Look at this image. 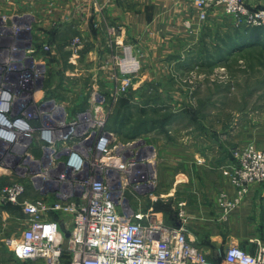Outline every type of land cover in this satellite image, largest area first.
<instances>
[{
	"label": "rangeland",
	"instance_id": "374dc122",
	"mask_svg": "<svg viewBox=\"0 0 264 264\" xmlns=\"http://www.w3.org/2000/svg\"><path fill=\"white\" fill-rule=\"evenodd\" d=\"M10 1L5 6L9 1L0 0V83L8 73L13 82L27 74L17 89L18 106L34 88L40 91L36 98L53 97L69 111L89 106L97 93L105 104L106 124L111 113L121 112L124 127L122 135L116 134L113 154L124 158V169L136 162L139 175L127 177L123 190L116 183L123 171L108 175L114 191L132 205L147 206L150 192L159 196L169 190L175 177L195 169L202 156L244 145L243 134L264 123V32L236 31L220 12L198 22L192 20L193 9L183 20L181 0H174L177 11L165 22L153 16L154 3L144 0ZM30 72L38 79L31 80ZM13 161L28 169L27 182L29 173L43 165ZM9 176L1 189L22 180L15 169ZM135 181L148 185L142 195L131 189ZM53 187L51 181L44 185ZM35 194L34 188L26 192ZM174 200L164 202L177 212L179 199ZM124 209L136 207L125 204ZM16 215L13 209L6 234L0 220L2 250H12L19 235Z\"/></svg>",
	"mask_w": 264,
	"mask_h": 264
},
{
	"label": "built area",
	"instance_id": "2783aa9c",
	"mask_svg": "<svg viewBox=\"0 0 264 264\" xmlns=\"http://www.w3.org/2000/svg\"><path fill=\"white\" fill-rule=\"evenodd\" d=\"M191 1L198 22L220 12L237 28H264V0ZM185 25L194 28L189 21ZM12 74L0 83V169L8 174L15 169L22 178L1 189V201L20 206L27 217L12 245L17 259L43 264H60L64 259L69 264H217L189 240L183 201L174 205L176 222L169 223L162 211L153 208L158 199L167 201L164 196L150 192V204L132 205L114 191L109 171H123L116 181L122 190L130 181L127 177L139 173L136 162L124 169V158L113 154L118 140L106 128L107 113L99 94L91 95L89 106L69 111L53 97L36 98L40 91L33 88L31 97L25 95V104L18 106L17 89L27 74L14 82ZM28 76L38 79L32 72ZM32 144L41 155L32 152ZM230 152L234 162L223 168V174L235 195L221 194L225 211L241 202L250 185L264 182V149L246 143ZM12 158L43 165L29 173L27 182L28 169ZM50 181L56 187L45 189ZM132 183L135 195L148 189L143 182ZM30 187L37 194L27 196ZM125 204L136 209L128 212ZM219 257L226 264H264V247L250 254L230 245Z\"/></svg>",
	"mask_w": 264,
	"mask_h": 264
},
{
	"label": "crops",
	"instance_id": "0c3cea01",
	"mask_svg": "<svg viewBox=\"0 0 264 264\" xmlns=\"http://www.w3.org/2000/svg\"><path fill=\"white\" fill-rule=\"evenodd\" d=\"M4 1H9L5 3V6L12 4L10 0ZM144 1L154 3V6L157 7L155 10L157 15L153 16L161 22L162 20L165 22L166 17L170 18L173 10L177 11L174 6V3L177 5V1L174 0ZM180 3L183 4V20L190 16L194 9L193 18H191L196 21L193 3L190 0H181ZM160 12L163 14L159 15ZM216 14L220 15L219 12ZM154 22L152 25L155 24ZM79 108L80 105L75 106L74 110ZM242 141L244 144L253 142L258 148L264 149V123L249 128L243 134ZM35 154L41 155V152L36 149ZM199 160L195 169L189 168L184 172L181 171L178 177H175L174 185L169 190L164 189L165 191L160 195L170 198L172 201L174 199H179L178 202L183 201L189 240L194 246L213 258L217 264H226L219 254L230 245L239 246L247 253L255 254L261 247H264V182L250 185L241 202L232 210L225 211L220 202L221 194H225L229 198L235 195V189L229 177L223 174V168L234 162L232 155L222 149L209 158L202 156ZM7 178L9 179L10 176L6 171L0 172V189L5 184L4 181L8 180ZM13 209L17 210L14 222L20 226V231L27 225V217L23 214L20 206L2 201L0 202V220L3 221L5 234L7 225L10 226L12 221ZM0 261L3 264L32 262L19 260L14 256L12 250L2 249H0Z\"/></svg>",
	"mask_w": 264,
	"mask_h": 264
},
{
	"label": "trees",
	"instance_id": "16d2710c",
	"mask_svg": "<svg viewBox=\"0 0 264 264\" xmlns=\"http://www.w3.org/2000/svg\"><path fill=\"white\" fill-rule=\"evenodd\" d=\"M256 33L264 32V28H254L252 29ZM236 31L242 32L240 28H237ZM111 119V122H110ZM124 127L123 115L121 112L116 114L111 113L109 120L107 121L106 128L108 130L114 131L117 135H122V128ZM153 208L155 211H162L169 223L176 222V211L172 208V204L164 202L161 199H158L153 203Z\"/></svg>",
	"mask_w": 264,
	"mask_h": 264
}]
</instances>
